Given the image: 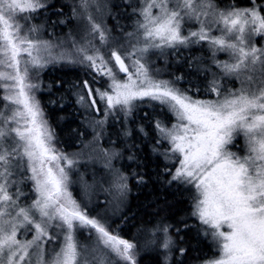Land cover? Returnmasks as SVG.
<instances>
[{"label":"snow or ice","instance_id":"6c2138e0","mask_svg":"<svg viewBox=\"0 0 264 264\" xmlns=\"http://www.w3.org/2000/svg\"><path fill=\"white\" fill-rule=\"evenodd\" d=\"M89 6V0H80L89 35L100 46L92 40L73 46L78 62L107 76L110 83L102 90L84 80L77 103L99 112V100L108 112L130 114L135 101L147 99L171 111L177 123L169 128L156 122L159 135L152 150L169 162V152L176 157L175 171L164 169L171 175L167 183L178 181L194 189L190 215L206 226L201 234L211 236L219 253L205 264H264V0L224 7L216 0H144L136 22L139 38L128 46L110 40L109 31L87 13ZM48 7V0H0V264H137V244L116 234L107 214L90 216L87 202L73 197L70 172L79 161L57 148L55 133L35 97L41 85L33 82L31 70L46 66L41 54L50 51L47 41L36 38L38 26L31 21ZM78 14L73 7V15ZM205 41L214 49L213 58L216 52L228 54L229 60L216 64L223 77L239 81L238 88L229 89L214 79L209 91L216 99H194L175 82L150 74L151 49L178 50ZM112 61L118 72L127 74L126 81L109 67ZM139 131L147 137L143 127ZM238 137L243 138V149ZM165 141L170 148L161 152ZM133 176L145 182L143 176ZM127 180L115 170L104 189H115L112 202L117 207L129 191ZM26 181L35 193L30 202L22 199L28 196L21 188ZM182 227L196 225L185 222ZM81 228L89 229L88 236L94 238L91 250L77 239ZM170 229L182 230L168 224L155 230L163 233L159 246L165 250L164 264H170L175 247ZM28 233L31 239L18 238ZM100 250L108 259L97 257ZM176 251L182 256L187 249Z\"/></svg>","mask_w":264,"mask_h":264},{"label":"trees","instance_id":"16d2710c","mask_svg":"<svg viewBox=\"0 0 264 264\" xmlns=\"http://www.w3.org/2000/svg\"><path fill=\"white\" fill-rule=\"evenodd\" d=\"M236 1L240 4L248 2V0ZM48 4V9L46 11L41 10L40 13L46 17V23L43 24L45 25L44 38L48 37L47 31L49 32L50 28L59 26L61 21L67 18L75 21L71 8L67 4H64V0H48ZM200 44L205 46L204 56L207 64L202 75H197L194 70L191 71V69H188V63L187 61H183L181 57L183 52L180 51L178 52L180 54L178 56L175 53H171L175 60L169 59L170 69H167L170 72H166L169 75H163L162 73L160 77L164 79L172 76V74H181L182 81L180 85L184 89L187 88V92L193 94V96L211 98L215 97V93L209 91L213 81V75L216 74L218 76L222 72L219 68L215 69V71L208 70L207 67L211 66L213 68L218 60L217 57L213 58L212 53L208 54L207 50H210V47L207 49L206 43L200 42ZM191 48H193L192 45ZM198 48L199 46L196 47V53L200 51ZM57 62H60V60ZM69 64L70 69L63 68L64 65L61 64L62 66L54 65V68L50 71L46 70L41 74L43 75L42 78L41 76L38 77L43 79V89H46V91L41 92V89L34 90L35 97L43 109L44 118L47 120L51 130L55 133L57 148L61 151L68 148L75 150V144L79 143L81 145L82 140L90 134V126L88 125L90 118L85 115L82 108L73 105L72 102H74V99L69 98L71 93L69 84L74 86L72 82L74 79L81 77L79 73L84 74L85 72V77L90 76V74L86 72L87 68L84 65H81V69L78 67L73 69V64ZM176 66H178V69ZM113 67L115 66L113 65ZM175 67L178 70L177 72ZM31 77H34V75L31 74ZM48 77V83L50 81L51 86L47 85L46 79ZM34 78L37 77L35 76ZM225 79L222 76L218 82ZM51 103H54V105L52 106ZM142 110L138 108L133 111L132 118L129 119L130 124L128 123V125L133 130L131 136L116 134L112 136L111 140L104 139L103 135L105 130L111 131L114 127V122L107 126L103 125V130L99 129L101 125L98 126V130L93 133L98 137L100 150L94 161H98L102 157V152L106 150L110 152L111 147L115 150L117 148L121 149L122 158L119 159L118 163L123 165L121 173L128 177L127 183L129 191L114 211L108 210L109 205H106L107 203L105 202L103 205H106L105 210L107 213L101 211V208H103L101 205L98 206V210L95 212L91 211V216H95L97 212L101 216L107 214L110 217L109 222L114 232L119 234L120 237L137 244V264H164L165 250L159 246L163 240V233L155 231L158 226L163 224L182 229L180 233H176L171 229L169 231V235L175 241L170 264H181V262L182 264H205L207 259L216 257L218 253L211 236L206 237L201 234V228L206 226H202L199 221L190 215L193 206L192 196L194 189H192L191 185H184L178 181L167 183L171 179V175L166 173L164 169L167 167L173 171L175 163L166 162L165 160L167 159L164 156L156 154L152 150L158 138L153 120L159 115L169 122L171 119L169 115L171 114L167 111H159L157 113V111H151L148 108V114L143 115ZM140 127H143L148 133L147 137L140 133ZM87 130L88 133H86ZM160 151L163 152V149H160ZM130 156L133 159H129ZM84 163L83 161L81 164L84 165ZM133 173H136L137 176H143L145 182L138 183ZM30 189L29 182H25L23 190L28 191ZM69 190L79 202V190L70 187ZM103 192L106 193V191ZM113 192L115 194V190L111 192V195ZM24 198H29V194ZM185 222L195 224L196 227L183 229L182 226ZM146 239L155 240V243L151 246L149 245L150 247L147 246L144 248L143 243ZM177 248H185L187 251L181 256L176 251ZM111 259L115 260L114 254ZM116 264H123V262L116 261Z\"/></svg>","mask_w":264,"mask_h":264},{"label":"rangeland","instance_id":"374dc122","mask_svg":"<svg viewBox=\"0 0 264 264\" xmlns=\"http://www.w3.org/2000/svg\"><path fill=\"white\" fill-rule=\"evenodd\" d=\"M257 2H259L257 0ZM216 3L224 7L228 5L229 3H232L231 0H216ZM64 4H67L69 8H71L73 12V7H76L78 15H73V18L75 21H72L70 18H67L63 21H61L60 25L56 28H50V31H47V38H44L45 35V25L46 23V17L45 15L42 16L39 14L36 16L34 20L31 21V23L35 24L38 26V32L35 34L36 38H38L41 41H47L49 44V51L50 55L48 53H42L41 55L43 56L44 61H47L46 66L43 68L39 69H32L31 74L34 75L35 73L38 72L39 76L42 73H44L46 70L50 71L54 68V65H59L62 66L61 64L64 65L63 68L70 69V64H73V69L74 68H82L81 65H84L86 69V72L90 74V76L85 77V72L84 74L79 73L81 77L79 78H72L74 86H79V87H74L70 86V99H74L73 105L76 107L82 108V111L84 110L85 115L90 118L89 119V126H90V134L82 140L81 145L79 143H76V148L75 150L73 148H68L66 150H62L64 153L68 154L70 157H75L79 163L76 166V170L73 172H70L71 179L73 180V183L70 185V188H76L79 190V201H86L88 204V210H89V215L91 216V211L95 212L98 210V206H101V211L107 213L105 210L106 205H109L108 210L114 211L115 208L117 207L116 204L113 201V195L114 192L111 195V192L115 189H112L111 192L105 191L104 189H108L110 182L113 179V172L115 170H118L119 172H122L123 165L118 163L119 159L122 158V151L121 149L115 150L111 147V151H104L101 153L102 157L98 161H94V159L97 157L98 153L100 152L99 150V145H98V137L94 135L93 133L98 130V126L101 125L99 129L103 130V125L107 126L111 123H113L114 127L112 130H105V133L103 135L104 139L111 140L113 135H123L126 136L124 133L126 130H131L133 133V130L129 123V119L132 118V112L135 111L138 108L143 109L142 114L146 115L148 114V108L149 110H155L157 113L159 111L165 112L167 111L170 116V121H166L164 117H160L157 113V118L154 121L153 125L156 124V122H160L162 125L171 127L172 125L177 123L175 115L169 111L166 107L160 105L156 101H150V100H143V101H135L134 102V107L132 109V112L130 114L122 112V111H116L113 110L112 112H108L105 108L104 102L97 100V107H99L101 110L99 112H95L92 109H85L82 105L77 103V93L81 90L82 88V82L84 80H88L89 84L93 88H101L106 89L108 87V84L110 83L109 78L107 76H100L98 73H95L93 70L89 69L86 67L85 64L79 63L78 56L75 52V48L73 46L74 42L78 44H85L87 40H92L93 44L100 46V42L98 39L93 38V36L89 35L88 29L89 25L86 19H84V10L80 7V0H64ZM89 8L87 9V13L91 14L93 17V20L96 23H100L102 27L106 28L109 31V38L110 40L112 38H115L117 41L120 43L125 44V46H128L129 43H136L138 37L137 33V20L141 19L139 16V9L143 6L144 0H89ZM133 9H137V11H133ZM155 11V10H154ZM133 15V17H132ZM193 30H195V24L192 25ZM128 33H132V36H128ZM206 43V48L210 47V50L208 51V54H211L214 49L211 48V46L205 41ZM257 46H260L261 41L257 39L256 41ZM191 45L193 48H191ZM188 47L180 46L178 50H173V49H164L163 52L159 49H151L148 53V64L147 66L149 67V72L150 74H153L157 79L160 80H166V81H173L175 82V87L180 89L181 91H186L180 83L181 79L177 80V77H180V75L177 73V75H173L162 79L160 76L163 73V75H169V73H166L167 71L170 72L168 69L169 68V59L170 60H175L171 53H175L178 56V52L182 51V58L183 61H187L188 63V69L191 71H195L197 75H202L203 71L206 69V61H205V56H204V51L205 46L197 43V44H191ZM199 46L198 51L196 53V47ZM192 50V51H191ZM102 52H104V49H102ZM106 58L107 54L104 52ZM180 55V54H179ZM180 57V58H181ZM215 57H217L218 61H226L229 60V56L225 52H216ZM178 58V60H180ZM60 60V62H57ZM127 65H129L130 71H133L131 68V60L126 59L125 60ZM113 62V61H112ZM109 64V67H113L114 62ZM142 63L144 62L143 60L141 61ZM60 63V64H59ZM66 63V64H64ZM178 65V64H177ZM116 67V66H115ZM113 67V72L117 75L118 79L121 82L126 81L127 75H122L120 72H118V69ZM178 69V66H176ZM175 67L176 72L178 71ZM168 68V69H167ZM208 70H213L217 69V64L212 68L207 67ZM174 71V69H172ZM221 70V69H220ZM190 74V72H188ZM195 74V75H196ZM171 75V74H170ZM223 75H213V80L217 79L219 80ZM31 77L33 82H39L41 87V92H45L46 89H43V79L40 78H34ZM93 77H95V82L93 81ZM219 77V79H218ZM135 78V76L133 77ZM225 80H220L218 83L221 85L227 86L229 89H235L238 88L239 81H235L234 78L231 77H225ZM78 79V80H77ZM47 80V85L51 86V83L49 80V77L46 79ZM235 83H234V82ZM49 88V87H48ZM188 95L192 96L194 99H201V100H215V97L211 98H205V97H199V96H193V94L187 92ZM87 99V97H85ZM140 102V103H139ZM3 101H0V104H2ZM48 105V103H47ZM53 106L54 103H51ZM50 106V105H48ZM62 106V105H61ZM60 106V107H61ZM51 108V106H50ZM70 108V107H68ZM98 121H103V124L97 123ZM130 124V123H129ZM92 127V129H91ZM98 127V128H97ZM92 131V135H91ZM88 133V130L87 132ZM158 133V132H157ZM159 135V134H158ZM237 144L239 145L240 149H243L244 143H243V138L238 137L237 138ZM231 147V146H230ZM170 145L168 142H164L163 145L161 146L160 149H169ZM233 151H237V148L233 147ZM241 155H243V151L240 152ZM169 156L172 157L173 162L175 163V167L173 169V172L175 171V168L179 166L178 162H176V157L169 152ZM84 159V160H83ZM91 160L92 163H91ZM85 162L84 165H82V162ZM166 162H169V160H165ZM27 183L29 181H26ZM30 188H31V182H29ZM24 184L21 185V188L23 190ZM29 194V198H22L23 200H27L30 202V199L35 196V193H33L30 190L26 191ZM31 192V195H30ZM107 203L106 205H103V203ZM100 211V210H99ZM227 230V229H225ZM88 231L89 229L87 228H81L77 232V239L81 242V244L88 246L89 250H91L92 247L95 246V241L94 238H90L88 236ZM21 233H23V229H21ZM18 238L21 239H31L32 238V233H28L27 236H20ZM152 239H146L143 243L144 248L147 246L150 247L153 243ZM60 241L57 240L56 245H59ZM150 245V246H149ZM58 250V248H57ZM218 253V251H217ZM219 254V253H218ZM97 257L99 259H108L104 255V251L100 250L98 253H96ZM218 256V255H217ZM46 258H47V253H46Z\"/></svg>","mask_w":264,"mask_h":264},{"label":"flooded vegetation","instance_id":"af4514ba","mask_svg":"<svg viewBox=\"0 0 264 264\" xmlns=\"http://www.w3.org/2000/svg\"><path fill=\"white\" fill-rule=\"evenodd\" d=\"M257 0H255V2H256ZM233 2H235L236 4H238V5H243V6H249V0H248V2L247 3H239L238 1H236V0H233Z\"/></svg>","mask_w":264,"mask_h":264},{"label":"water","instance_id":"95a60500","mask_svg":"<svg viewBox=\"0 0 264 264\" xmlns=\"http://www.w3.org/2000/svg\"><path fill=\"white\" fill-rule=\"evenodd\" d=\"M118 67V66H117ZM123 74H126V73H123Z\"/></svg>","mask_w":264,"mask_h":264}]
</instances>
